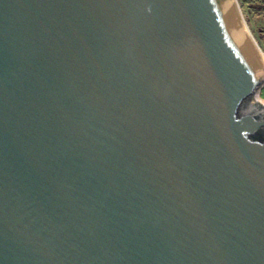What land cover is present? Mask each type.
I'll return each mask as SVG.
<instances>
[{"label":"water","instance_id":"obj_1","mask_svg":"<svg viewBox=\"0 0 264 264\" xmlns=\"http://www.w3.org/2000/svg\"><path fill=\"white\" fill-rule=\"evenodd\" d=\"M263 80L237 0H0V264H264Z\"/></svg>","mask_w":264,"mask_h":264},{"label":"rangeland","instance_id":"obj_2","mask_svg":"<svg viewBox=\"0 0 264 264\" xmlns=\"http://www.w3.org/2000/svg\"><path fill=\"white\" fill-rule=\"evenodd\" d=\"M237 1L246 25L264 56V0ZM257 93L264 100V80L252 93L242 99L239 108L243 114H249L256 108L264 109V102L257 99Z\"/></svg>","mask_w":264,"mask_h":264},{"label":"bare ground","instance_id":"obj_3","mask_svg":"<svg viewBox=\"0 0 264 264\" xmlns=\"http://www.w3.org/2000/svg\"><path fill=\"white\" fill-rule=\"evenodd\" d=\"M256 97H257V99H258V100H261V101H263V102H264V100H263V99H262V98L259 96V94H258V93L256 94Z\"/></svg>","mask_w":264,"mask_h":264}]
</instances>
